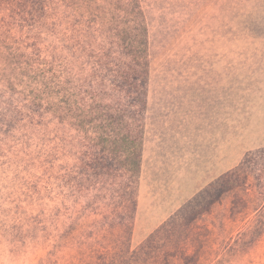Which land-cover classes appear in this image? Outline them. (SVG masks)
I'll return each instance as SVG.
<instances>
[{
    "label": "rangeland",
    "instance_id": "rangeland-1",
    "mask_svg": "<svg viewBox=\"0 0 264 264\" xmlns=\"http://www.w3.org/2000/svg\"><path fill=\"white\" fill-rule=\"evenodd\" d=\"M0 264H264V0H0Z\"/></svg>",
    "mask_w": 264,
    "mask_h": 264
},
{
    "label": "trees",
    "instance_id": "trees-1",
    "mask_svg": "<svg viewBox=\"0 0 264 264\" xmlns=\"http://www.w3.org/2000/svg\"><path fill=\"white\" fill-rule=\"evenodd\" d=\"M142 104L145 107L146 103L142 102ZM64 113H66L67 115H64ZM66 116H69L71 118L75 117L72 108H69V110H66V108H64V110H62L60 120H64L63 118H66ZM105 117L106 119H102L99 126L97 124L94 125V123H96V120L92 124L97 128V130H101L104 133V135L98 138L97 142V145H103V149L101 150H103L104 158L96 161V163L94 164L95 168L100 174V169L114 170L118 169L119 167H124L131 174V176H133L135 179L138 178L141 164V152L132 151L130 149V146L134 144L133 142L129 143L127 141V146L125 148H122L120 144V141L122 140L119 141L118 138L113 136V133L117 130L116 128L111 129V127L116 123H120L119 118H121V116L115 118V120H113V117L111 118L109 114L105 115ZM123 141L126 140L124 139ZM104 151H106V154ZM95 174L99 175L94 171V175ZM129 196V198L131 199L130 201H133L136 204V197L132 196V190L130 191Z\"/></svg>",
    "mask_w": 264,
    "mask_h": 264
},
{
    "label": "crops",
    "instance_id": "crops-1",
    "mask_svg": "<svg viewBox=\"0 0 264 264\" xmlns=\"http://www.w3.org/2000/svg\"><path fill=\"white\" fill-rule=\"evenodd\" d=\"M255 111H256V110H254V112H255ZM252 113H253V112H252ZM220 161L224 164V162H223V158H222ZM222 166H223V165H222ZM222 166H221V167H222ZM189 168H190V171H191V169H192V165H191ZM190 174H191V173H189V172L187 173V171L184 173V175H185V176H188V177H189V176H192V174H191V175H190Z\"/></svg>",
    "mask_w": 264,
    "mask_h": 264
}]
</instances>
